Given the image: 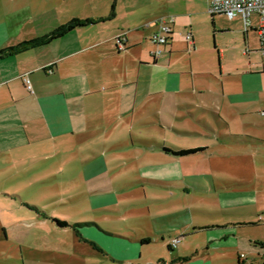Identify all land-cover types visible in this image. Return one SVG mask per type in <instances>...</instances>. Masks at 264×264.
<instances>
[{
    "label": "crops",
    "instance_id": "1",
    "mask_svg": "<svg viewBox=\"0 0 264 264\" xmlns=\"http://www.w3.org/2000/svg\"><path fill=\"white\" fill-rule=\"evenodd\" d=\"M203 1L146 13L140 0H0V51L14 48L0 58V264H19V244L23 264H264V120L238 131L263 90L196 77ZM158 21L174 33L155 57ZM18 213L23 232L5 221ZM50 214L71 225L52 232Z\"/></svg>",
    "mask_w": 264,
    "mask_h": 264
},
{
    "label": "rangeland",
    "instance_id": "2",
    "mask_svg": "<svg viewBox=\"0 0 264 264\" xmlns=\"http://www.w3.org/2000/svg\"><path fill=\"white\" fill-rule=\"evenodd\" d=\"M173 1L179 2L180 6L185 8V6L188 5L187 2L190 0H140L139 7L141 12L144 10L146 13H156L159 12V10L163 11L169 8V6H171L169 3ZM195 1V5H192L193 8L191 11H198L204 8L203 0ZM206 14L207 15L205 17L200 16L202 20H199V23L195 24L201 29L203 42L205 44L203 48L204 50L200 51V55L195 56L193 59L194 73H197L196 77L199 80H208V82H212L211 85H208L209 89H213L215 84L217 90H219L221 87V81H218L216 78H214L212 75L213 73L219 75L221 72L222 77L225 79L222 81H225L226 84H229V80L235 79H238V83L240 84L242 77H254L253 82L256 83L253 84L256 86V88L263 90L262 100L249 103L248 108H252L253 112H249L248 115L242 116L238 112V131L257 133V130L253 128L254 123L264 120V116L261 115L262 112H264V74L255 77L251 75V72H256L259 70L262 71L264 65V55L259 50L261 46L260 36L256 30L251 28L249 29L248 35H245L244 22L242 16L240 15L234 19H230L227 15H215L214 24L216 32H214L212 14L208 11V9L206 10ZM256 18L257 17L253 15L252 19L255 25ZM214 42L219 49L223 50L222 58L220 60H218L217 55L212 51ZM248 86L251 87V84L249 83ZM248 95L251 96V93ZM260 112L261 114L259 115ZM154 134H160L162 137H169L168 133L162 131L154 132ZM259 171L263 172L264 170ZM250 172L251 171L248 173ZM250 176L255 177V174L252 172ZM242 177V174H238V179H241ZM55 178L57 179V176ZM58 182H60V179L53 181L52 178L51 180V184H56ZM55 194L56 191L51 190V195L53 196ZM34 195H36L35 200L31 197L32 195H30L29 198L43 203L39 199V196H37L42 195V192L37 191L34 193ZM32 205L36 206V204ZM51 210L55 211V214L60 215V212L58 211L59 208L56 206L54 208L52 207ZM247 210L248 208H245L244 210H240V212L246 213ZM50 215L51 218L48 220V226L53 232V220L58 219V217L53 214ZM5 221L7 225L13 224V228L16 227L15 231L23 232L24 229L27 230L30 220L26 215L18 213V215H13L8 219H5ZM70 225L71 224H69V226ZM21 235L22 234H20V239H22ZM20 245L21 244L18 246L20 247ZM19 247L18 251L20 252L21 250ZM155 248L156 249L154 250L159 253V247ZM19 252L18 261L19 264H23ZM97 259V256H92L89 262L91 261L90 263H94L97 261Z\"/></svg>",
    "mask_w": 264,
    "mask_h": 264
},
{
    "label": "built area",
    "instance_id": "3",
    "mask_svg": "<svg viewBox=\"0 0 264 264\" xmlns=\"http://www.w3.org/2000/svg\"><path fill=\"white\" fill-rule=\"evenodd\" d=\"M209 12L213 15L224 14L227 15L230 19H234L237 16H242L244 27L248 30L252 25V16L257 15L259 19L258 32L260 36L261 46L260 52L264 55V0H210L209 3ZM158 29L153 33L151 41L154 45L158 47L155 50L154 56L161 54V46L167 45L174 33L173 26L170 23L164 21H158ZM186 39L189 43H194V34L191 30L186 32ZM118 44L121 48H124L123 43L119 40ZM26 83L27 88L32 91L31 81L28 77V73L22 76ZM264 115V112H262ZM181 238H175L172 240L171 246L173 248L177 247L180 243ZM244 253L241 254V258H245ZM250 264H259L256 261L250 262Z\"/></svg>",
    "mask_w": 264,
    "mask_h": 264
},
{
    "label": "trees",
    "instance_id": "4",
    "mask_svg": "<svg viewBox=\"0 0 264 264\" xmlns=\"http://www.w3.org/2000/svg\"><path fill=\"white\" fill-rule=\"evenodd\" d=\"M87 23H89L88 20L73 22V23L69 24L68 26H66L64 28H61V29L57 30L51 36L47 37L46 41H50L54 37L61 36V35L65 34V33H67L68 31H70L72 28H74L76 26H83V25H86ZM44 41H45V39L34 40L33 42H31L28 45L31 46V47L32 46H37V45H41ZM24 48L26 49L27 47L25 46ZM13 51H14V48H10L9 50H1L0 51V58L5 56L6 54L12 53ZM200 150H201L200 148L185 149V150H181V151L177 152L176 154H178V155H191V154H196ZM55 220H56V222L58 223L59 226H62V227H68L69 226V224L67 222H65V221H61L59 219H55Z\"/></svg>",
    "mask_w": 264,
    "mask_h": 264
}]
</instances>
